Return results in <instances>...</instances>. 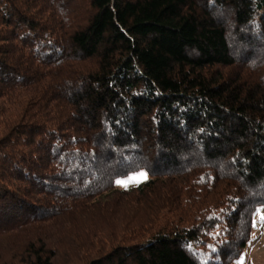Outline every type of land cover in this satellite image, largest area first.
Wrapping results in <instances>:
<instances>
[{
    "label": "trees",
    "instance_id": "16d2710c",
    "mask_svg": "<svg viewBox=\"0 0 264 264\" xmlns=\"http://www.w3.org/2000/svg\"><path fill=\"white\" fill-rule=\"evenodd\" d=\"M262 208L264 0H0V264H234Z\"/></svg>",
    "mask_w": 264,
    "mask_h": 264
},
{
    "label": "rangeland",
    "instance_id": "374dc122",
    "mask_svg": "<svg viewBox=\"0 0 264 264\" xmlns=\"http://www.w3.org/2000/svg\"><path fill=\"white\" fill-rule=\"evenodd\" d=\"M141 173L145 175H141ZM148 177L146 171L141 170L129 176L120 178L118 181H123L125 183H117L116 187L120 189L130 188L145 181ZM101 222H104V220L102 219ZM234 264H264V208L256 213L251 240L248 243L243 256Z\"/></svg>",
    "mask_w": 264,
    "mask_h": 264
},
{
    "label": "snow or ice",
    "instance_id": "6c2138e0",
    "mask_svg": "<svg viewBox=\"0 0 264 264\" xmlns=\"http://www.w3.org/2000/svg\"><path fill=\"white\" fill-rule=\"evenodd\" d=\"M141 175H145V174L141 173ZM117 183H125V182H123V181H117Z\"/></svg>",
    "mask_w": 264,
    "mask_h": 264
}]
</instances>
